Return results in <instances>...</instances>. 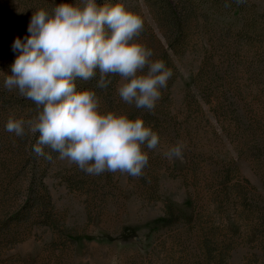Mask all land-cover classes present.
<instances>
[{
    "label": "rangeland",
    "instance_id": "rangeland-1",
    "mask_svg": "<svg viewBox=\"0 0 264 264\" xmlns=\"http://www.w3.org/2000/svg\"><path fill=\"white\" fill-rule=\"evenodd\" d=\"M100 1L142 18L136 39L153 60L164 61L161 49L171 57L152 111L121 99L118 75L93 90L101 112L142 119L160 143L143 149L139 177L89 175L46 146L52 159L37 156L38 133L7 132L10 117L37 115L4 87L14 40L62 0H0V264H264V0H176L180 30L160 0ZM178 143L183 159L169 160Z\"/></svg>",
    "mask_w": 264,
    "mask_h": 264
},
{
    "label": "clouds",
    "instance_id": "clouds-1",
    "mask_svg": "<svg viewBox=\"0 0 264 264\" xmlns=\"http://www.w3.org/2000/svg\"><path fill=\"white\" fill-rule=\"evenodd\" d=\"M142 30V18L120 2L109 6L82 0L80 6L62 0L51 14L36 11L29 35L14 40L18 55L4 87L33 101L37 115L10 117L6 131L21 138L38 133L32 146L37 156L52 159L46 146L89 175L119 171L139 177L149 160L143 149H156L159 135L140 118L101 112L96 93L77 90L75 81H87L98 70L97 86L106 88L111 83L107 77L118 75L124 81L118 88L121 99L152 111L172 71L136 39ZM184 147L178 143L164 155L182 160Z\"/></svg>",
    "mask_w": 264,
    "mask_h": 264
},
{
    "label": "trees",
    "instance_id": "trees-1",
    "mask_svg": "<svg viewBox=\"0 0 264 264\" xmlns=\"http://www.w3.org/2000/svg\"><path fill=\"white\" fill-rule=\"evenodd\" d=\"M97 3H98V5H100L101 1L97 0ZM157 5H158L159 8H162V11H163L162 13L164 15H165V13L168 14V20H167L168 21V25L172 26V28H174V29L180 30V25H182L183 19L185 18V14L183 15L182 13H180V8L178 7V2L176 0L175 1L160 0V2H157ZM177 30H175V32ZM175 32H173V33H175ZM170 46L173 47V44L170 43ZM159 55L164 60L163 62L165 63V65L166 64H168V65H172L173 64L171 62V59H170L171 57L168 56V53H167L166 50H164V49L162 50L161 49V52L159 53ZM172 67H173V65H172ZM99 78L100 77H99V71L98 70L96 72V75L93 78H91V79H89L87 81L78 78L75 81L77 90H80V89H91V90L95 91L96 89H100V91H102L101 89H104V88H100V87L97 86ZM111 78H112V75L107 77V79H110V80H111ZM40 186H41V189L43 188V190L46 191L45 186L42 184V181H40ZM31 190H33L32 185H31ZM41 193H39V192L38 193H34L33 199L35 198V195H38V197L35 198V201L39 198L38 202L36 204H40L41 205L42 203H44V198H45L46 195H45V192L42 193V194ZM29 198L30 197H27V199H26V201L28 203L31 201V199H29ZM30 206H33V203H31Z\"/></svg>",
    "mask_w": 264,
    "mask_h": 264
}]
</instances>
